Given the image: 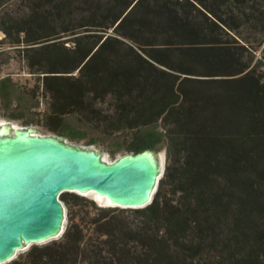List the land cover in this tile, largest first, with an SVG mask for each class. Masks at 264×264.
<instances>
[{
    "label": "trees",
    "instance_id": "1",
    "mask_svg": "<svg viewBox=\"0 0 264 264\" xmlns=\"http://www.w3.org/2000/svg\"><path fill=\"white\" fill-rule=\"evenodd\" d=\"M0 30L39 81L46 128L116 139L111 157L166 151L149 204L62 192L61 236L4 264H264V0H0ZM23 100L0 74V105Z\"/></svg>",
    "mask_w": 264,
    "mask_h": 264
},
{
    "label": "water",
    "instance_id": "2",
    "mask_svg": "<svg viewBox=\"0 0 264 264\" xmlns=\"http://www.w3.org/2000/svg\"><path fill=\"white\" fill-rule=\"evenodd\" d=\"M165 163V149L145 148L108 160L97 147L0 121V264L32 244L61 236L62 192H93L115 206L144 207Z\"/></svg>",
    "mask_w": 264,
    "mask_h": 264
},
{
    "label": "rangeland",
    "instance_id": "3",
    "mask_svg": "<svg viewBox=\"0 0 264 264\" xmlns=\"http://www.w3.org/2000/svg\"><path fill=\"white\" fill-rule=\"evenodd\" d=\"M23 7L24 6L22 5V8ZM13 8H14L13 9L14 11L20 10V6H18L17 4H15ZM3 37H4V33L0 30V39ZM3 45H4V50L0 52V74L3 75V74L10 73L12 75V77L18 84L20 93L21 95H23L24 100L19 105L15 106L13 104L9 108H4L0 105V121L10 120L13 123L20 125V126L32 125L37 129L39 133H56V134L65 136L69 141L73 143L97 147L104 152V156L108 160H113L116 157L124 153H128V151L120 150L116 152V154L113 157L109 155V153L105 149L106 148L105 145L113 146L115 143L114 141L116 139H101V140H104L105 144H102L100 142L88 143L86 138H81V139L72 138L68 135H65L64 133L62 134L60 131L54 132L46 128L45 125L43 124L45 123L44 116H45V110H46V96L43 95L42 88L37 87V85L39 84V81L36 79V76H31V74L27 72V67L25 65V60L22 56V53L19 52L17 48L15 49L13 46L9 45V43L4 42ZM10 113H16V114L22 115L23 118H12L8 116ZM24 119H29L31 120V122L25 123ZM68 123L70 125L69 129L72 130L74 127L77 128L79 119H77L76 117H70L68 118ZM119 140L122 141V139H119ZM67 193H71V191H68ZM78 195H81L85 197L86 199L91 200L96 206L105 207V208L117 207L118 209L127 208V210H129L130 208V207L115 206V205L104 206V205H100L96 201V199H94L95 197L94 198L90 197L87 194H78ZM93 196L95 195L93 194ZM63 203L66 208V220H65V224H66L68 221V208L64 201ZM79 209H82L84 211L89 210L90 217L94 216L95 213L97 212V209L94 206H92L91 204H88L86 206H81V207L74 206L73 213L74 214L78 213L77 211ZM130 212L131 211H126V213L128 214H130ZM76 221H80V217ZM44 244L45 243H39L36 245L43 246ZM29 247L24 250H21L19 253L26 251L27 249H29Z\"/></svg>",
    "mask_w": 264,
    "mask_h": 264
},
{
    "label": "bare ground",
    "instance_id": "4",
    "mask_svg": "<svg viewBox=\"0 0 264 264\" xmlns=\"http://www.w3.org/2000/svg\"><path fill=\"white\" fill-rule=\"evenodd\" d=\"M88 196L90 197H95L94 199H96V201L100 204V205H104V206H107V205H113L112 203H109L107 200H105V198H99L97 197L93 192H89V193H86ZM93 194L95 196H93Z\"/></svg>",
    "mask_w": 264,
    "mask_h": 264
}]
</instances>
